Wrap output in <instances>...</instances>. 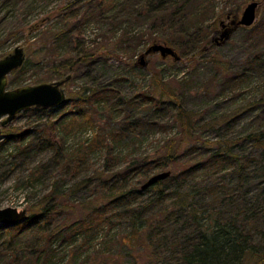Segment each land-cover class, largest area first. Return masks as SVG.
<instances>
[{"label": "trees", "instance_id": "16d2710c", "mask_svg": "<svg viewBox=\"0 0 264 264\" xmlns=\"http://www.w3.org/2000/svg\"><path fill=\"white\" fill-rule=\"evenodd\" d=\"M189 1L94 0L97 3L94 7L98 10L95 8L93 17L110 23L115 33L121 31V23L129 22L123 27L122 36L125 40L146 38V41L167 44L183 59L188 58L190 48H200L206 41L212 42L208 35L209 28H203L205 20L201 18L206 10L213 16L214 8L209 6L210 0H203L198 4L195 16L188 12ZM260 1L264 3V0ZM118 9L115 15L119 19L109 21V14ZM122 13L126 16L121 15ZM192 16L193 19L200 18V22H192ZM63 21V27L60 26L57 32L51 31V41L48 44L47 52L50 49L55 56L52 55L53 62L59 64L54 65L53 76L60 75L61 68H67L68 74L76 72L82 63H91L94 57L97 60L100 55L103 56L102 50L77 44L70 35L74 30L64 29L67 26L66 17H63ZM84 23L79 22L76 26L80 33ZM137 25L141 29L132 35ZM211 30L213 31L212 25ZM71 43L73 46L76 43L75 48L70 47ZM79 47L81 48L78 49ZM74 49H78L77 54L64 58L60 63L63 55L61 51L69 53V50ZM226 63L220 61L221 69L229 77L228 82L230 80L242 91L251 80L256 89L262 87L264 78L259 75H264V51L248 57L237 70L231 71ZM257 90L264 91V88ZM90 92L91 96L87 95L88 90L84 93L85 96L80 92L77 101H73H82L85 105L99 100L97 96L101 97V93L104 97L109 93L116 95L110 87H103L95 93L90 89ZM261 95L262 98L257 99L258 104L261 103L260 107L255 109L264 110V92ZM152 97H149L151 100L143 98L157 106L165 102L176 106L173 120L180 129L177 140L165 141L162 149L156 150V155L151 160H143L131 158V153L124 154L123 151L114 156L113 145L117 141L115 135L96 132L91 139L72 150L62 162V167H70L74 175L78 176L90 150L108 148L105 156L107 170L96 177L105 202L90 204L86 207V211L89 210L85 215L72 223L61 220L60 210L66 206L61 204L60 194L52 191L50 195L28 207L29 216L25 220L8 227L0 226V264H54L56 247L66 245L68 249L74 244L76 235L80 244L76 246L69 264H131L133 261L138 262L137 264H264V116L256 120L258 123L248 133L241 137H230V124L235 121L229 119L231 115L201 124L200 119H196V113L187 109L175 93L162 90L157 97ZM78 108L77 111L65 114L72 118L67 127L79 124L86 108ZM246 109L247 106L240 107L238 114ZM62 120L64 121L57 119L53 123L54 129L50 131L52 135L35 136V146L23 147L20 150L23 157L35 148L53 149L58 154L62 138L55 139L58 135L55 124ZM143 120L122 119L118 131H137ZM86 122L92 125L93 120L87 119ZM158 125H161V129L166 126L163 123L155 126L159 127ZM205 128L217 133L222 130L226 136L219 132L215 135L217 139L210 140L201 133ZM245 142L251 143L250 150L245 148ZM186 147H193L192 150L197 153L192 157L190 165L180 168L179 163L185 156ZM120 156L125 158L124 167L113 169L115 160ZM163 168L171 169V175L148 189H142L141 180L134 179L138 175L141 179L146 178L150 170ZM92 181V178L86 177L80 183L81 186H91ZM149 189H153L151 194L138 202L140 196ZM124 224L129 228L127 233L118 237L108 234V238L115 239L112 244L116 245L117 251L103 257L99 247L110 241L90 242L91 239L102 236L99 232L102 227L111 231ZM13 230H16L15 233H12ZM104 237H107L106 233ZM93 247H96L94 252ZM84 254L89 258L95 256L94 260L79 262Z\"/></svg>", "mask_w": 264, "mask_h": 264}, {"label": "rangeland", "instance_id": "374dc122", "mask_svg": "<svg viewBox=\"0 0 264 264\" xmlns=\"http://www.w3.org/2000/svg\"><path fill=\"white\" fill-rule=\"evenodd\" d=\"M202 1L190 0L188 12L195 16L196 8ZM251 1L210 0L209 6L214 8L213 16L206 10L201 18L205 20L203 28H209L208 35L212 42L206 41L200 48L192 46L194 48L189 49L188 58L174 60L171 56L163 58L160 53L146 55L145 52L154 44V41H146V38L125 40L126 38L122 36L123 27L129 22L121 23L119 26L121 31L115 33L110 23L94 18L96 13L94 6L97 5L94 0H0V59L13 53L17 47L22 48L25 53L23 65L8 76V88L51 83L65 76H72L71 80L65 84L68 100L63 105L52 108V111L31 107L18 113L17 117L6 126H2L5 117L0 119L2 128L0 209L17 208L28 217V207L55 190L62 198L61 204L66 206L60 210L61 220L73 223L85 215V212L89 210L86 211V207L90 204L104 203L106 199L101 197V185L97 186L96 177L107 170L105 156L108 148L90 150L88 157L83 161L86 163L82 172L78 176L74 175L70 167L63 168L62 162L75 147L91 139L96 132L108 136L115 135L117 141L113 145L114 156L123 151L124 154L131 153V158L151 160L156 155V150L161 148L165 141L170 139L176 141L180 135L178 124L173 120L176 106L169 102L157 106L150 101L149 97H157L162 90L178 95L185 107L196 113V119H200L201 124L231 115L229 119H235V121L230 124L232 126L230 137H241L248 133L256 126V120L264 116V110L255 109L260 107L261 103L258 104L257 99L263 96L261 94L264 91L260 89L264 88V82H261L262 87H257L260 91L254 87L252 80L249 83L250 86L245 85L242 91L230 80L228 82L229 77H226V73L221 69L220 61L227 62L231 71L237 70L248 57L258 51H264V3L260 4L256 21L250 26L251 28L238 26L227 40L222 37L226 30L233 27L232 19L241 18L244 9ZM118 11L119 9L109 14L111 16L109 21L119 19L118 15H115ZM193 16L192 22L196 20L200 22V18L193 19ZM63 17H66L67 24L64 29L74 30L70 32V35L77 44L81 43V47L83 44V47L90 46V49L102 50L103 56L100 55L97 60H94V57L91 63H82L77 67L76 72H72L73 74H68L67 68H61L60 75L53 76L54 65L58 63L53 62L55 56L50 49L49 53L47 52L48 44L51 41V31L57 32L59 27L65 24ZM79 22H85L81 33L77 30L78 27L76 28ZM140 27L137 25L132 35L138 33ZM145 28L146 25L144 32ZM76 43L74 46L71 43L70 47L75 48ZM78 49L69 50V53L62 50L65 56L61 55L60 63L64 61V58H71L77 54ZM259 77L264 78L263 73H260ZM103 87L114 89L116 95L109 93L104 97L101 93V97L97 96L99 100L95 102L85 105L82 101L75 103L80 92L85 96L84 93L88 90L87 95L91 96L90 89L95 93ZM143 97L150 100L145 101ZM255 100L257 101L253 102ZM251 102L253 103L249 104ZM79 106L86 108L85 112H82L79 124L67 127L69 119L72 118L65 114L68 115L72 110H79ZM243 106H247V109L238 114V109ZM57 119L65 121V124L63 120L55 124L58 131V137L56 136L55 139L62 138L61 151L56 154L53 149L35 148L23 157L20 150L27 145L35 146L33 139L35 136L52 135L50 131L54 129L53 123L57 122ZM87 119L93 120L92 125L86 122ZM122 119L144 120L139 130L130 129L123 133L118 131V128H121ZM94 123H96L95 127ZM158 123L166 126L161 129V125L155 126ZM204 130L202 129L201 133L210 140L217 139L215 135L219 132L224 135L222 130L218 133L208 128ZM198 131L200 133V129ZM22 134L25 136L21 137ZM23 138L26 140H22ZM244 146L248 150L251 149L249 142H245ZM192 149L193 147L184 149L186 153L179 163L180 168L192 163V157L194 158L197 153ZM114 163L113 169H122L125 165L124 156H120ZM165 171H171V169H152L146 178L141 179L138 175L134 179H140L143 185L153 175ZM86 177L92 178L91 186H81L80 181ZM55 183L56 186H54ZM152 190L149 189L140 196L138 202L148 197ZM105 228L100 229L102 236L99 239L93 238L90 241L107 243L110 241L99 247L103 257L106 254L113 255L114 251H117L116 245L112 244L115 239L108 238V234L118 237L129 231L125 224L111 231ZM15 231L13 230L12 233ZM104 233L107 237H104ZM76 237L77 235L74 244L68 249L66 245L56 247L54 264H69L74 257L76 246L80 244V239ZM53 242L55 244V240ZM56 244L59 243L56 242ZM94 249L96 247L92 248V252ZM140 254L142 256V252ZM94 257L89 258L87 254H84L79 262L88 259L93 261ZM29 261L33 262V260ZM137 263L133 261L131 264Z\"/></svg>", "mask_w": 264, "mask_h": 264}, {"label": "water", "instance_id": "95a60500", "mask_svg": "<svg viewBox=\"0 0 264 264\" xmlns=\"http://www.w3.org/2000/svg\"><path fill=\"white\" fill-rule=\"evenodd\" d=\"M260 4V0H252L244 9L241 18L237 19V17H235L232 19L231 24L233 27L230 30H226V32L222 34V37L227 40L232 31L238 26H252L256 21ZM151 53H160L163 58L171 56L174 60L180 59V55L172 46L163 43H154L151 45L145 54L149 55ZM24 60L25 53L20 47H17L13 53L0 59V119L5 117L2 121V126H6L17 117L18 113L31 107L51 109L63 105L68 100L65 84L71 80V75L51 83L8 88L9 74L19 69L23 65ZM1 133L2 128L0 127V136ZM170 175L171 171L153 175L142 185V189H148L159 181L168 178ZM25 217V213L19 212L17 208H1L0 226L8 227L17 224L25 220L27 218Z\"/></svg>", "mask_w": 264, "mask_h": 264}]
</instances>
